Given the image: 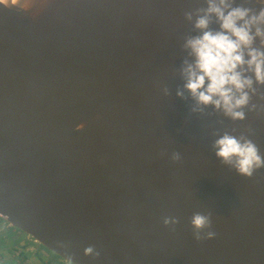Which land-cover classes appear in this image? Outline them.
<instances>
[{"label":"water","instance_id":"1","mask_svg":"<svg viewBox=\"0 0 264 264\" xmlns=\"http://www.w3.org/2000/svg\"><path fill=\"white\" fill-rule=\"evenodd\" d=\"M207 7L0 0V218L73 264H264V167L216 154L227 134L264 159V84L238 68L253 81L243 119L186 89Z\"/></svg>","mask_w":264,"mask_h":264},{"label":"clouds","instance_id":"2","mask_svg":"<svg viewBox=\"0 0 264 264\" xmlns=\"http://www.w3.org/2000/svg\"><path fill=\"white\" fill-rule=\"evenodd\" d=\"M202 11L204 14L197 17L195 28L203 34L188 39L185 45L195 57V63L184 70L187 79L185 87L198 104H213L216 108L222 107L233 119H243L244 113L236 109L248 104L249 95L245 89H251L253 81L238 68L247 64L256 81L264 84V52L252 48L255 37L264 38V29L259 26L264 25V8L258 14H250V9L232 7L227 0H219V3L208 0L207 9ZM213 14L220 23L221 30L218 32L207 30L209 17ZM187 18L191 20V14H187ZM254 26L255 34L252 33ZM245 49L250 57L247 61L244 59ZM216 147L217 156L225 162L236 158L235 167L240 174L251 176L255 168L264 167V159L249 140L241 142L226 134L216 141ZM208 222V217L200 214L194 215L192 220L197 229ZM165 223H168L167 219ZM93 251L92 247H88L85 254L90 255Z\"/></svg>","mask_w":264,"mask_h":264},{"label":"flooded vegetation","instance_id":"3","mask_svg":"<svg viewBox=\"0 0 264 264\" xmlns=\"http://www.w3.org/2000/svg\"><path fill=\"white\" fill-rule=\"evenodd\" d=\"M0 264L73 263L56 255L30 235L0 218Z\"/></svg>","mask_w":264,"mask_h":264},{"label":"bare ground","instance_id":"4","mask_svg":"<svg viewBox=\"0 0 264 264\" xmlns=\"http://www.w3.org/2000/svg\"><path fill=\"white\" fill-rule=\"evenodd\" d=\"M3 2H15L16 0H1ZM24 260V259H23ZM56 262V261H55Z\"/></svg>","mask_w":264,"mask_h":264}]
</instances>
